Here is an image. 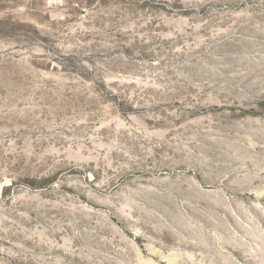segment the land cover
<instances>
[{
	"label": "rangeland",
	"instance_id": "1",
	"mask_svg": "<svg viewBox=\"0 0 264 264\" xmlns=\"http://www.w3.org/2000/svg\"><path fill=\"white\" fill-rule=\"evenodd\" d=\"M0 264H264V0H0Z\"/></svg>",
	"mask_w": 264,
	"mask_h": 264
}]
</instances>
